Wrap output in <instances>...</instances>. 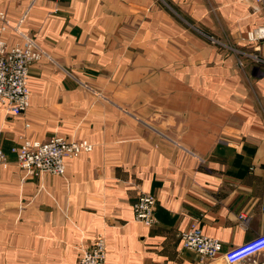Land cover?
Segmentation results:
<instances>
[{"label": "crops", "instance_id": "0c3cea01", "mask_svg": "<svg viewBox=\"0 0 264 264\" xmlns=\"http://www.w3.org/2000/svg\"><path fill=\"white\" fill-rule=\"evenodd\" d=\"M6 42L30 36L28 108L0 103V264H76L101 233L107 264H229L264 233V25L255 0H0ZM56 9V10H55ZM87 140L61 175L30 174L20 137ZM156 197L153 226L134 220ZM246 211L243 226L238 214ZM197 221L222 243L182 248Z\"/></svg>", "mask_w": 264, "mask_h": 264}, {"label": "built area", "instance_id": "2783aa9c", "mask_svg": "<svg viewBox=\"0 0 264 264\" xmlns=\"http://www.w3.org/2000/svg\"><path fill=\"white\" fill-rule=\"evenodd\" d=\"M264 8V0H255ZM56 10V9H55ZM11 27L10 21L0 8V103L11 114L19 115L29 106L30 93L28 75L30 66L40 60L45 52L30 36L24 35L22 43L10 44L3 33ZM250 40L264 39V25L248 33ZM92 145L87 140L69 141L53 136L45 142L20 137L11 147L16 163L30 174L49 173L61 175L65 171L64 159L77 157L84 151H90ZM8 164L7 156L0 148V167ZM156 197L141 194L132 204L134 220L151 227L156 222ZM264 210V197L261 204ZM243 226L248 222L246 211L238 214ZM182 248L194 252L201 261L213 260L221 251L219 239L205 235L197 221L180 233ZM229 264H264V233L242 244L232 246L224 252ZM76 264H107L106 242L99 233L91 247L82 249Z\"/></svg>", "mask_w": 264, "mask_h": 264}, {"label": "rangeland", "instance_id": "374dc122", "mask_svg": "<svg viewBox=\"0 0 264 264\" xmlns=\"http://www.w3.org/2000/svg\"><path fill=\"white\" fill-rule=\"evenodd\" d=\"M2 9V8H1ZM3 10V9H2ZM4 13H5V11H4ZM6 14V13H5ZM24 172H26V173H28L26 170H24Z\"/></svg>", "mask_w": 264, "mask_h": 264}]
</instances>
